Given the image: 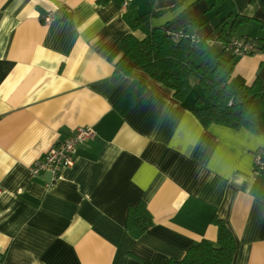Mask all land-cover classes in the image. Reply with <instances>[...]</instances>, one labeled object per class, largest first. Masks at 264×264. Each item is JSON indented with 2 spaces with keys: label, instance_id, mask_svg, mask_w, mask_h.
<instances>
[{
  "label": "crops",
  "instance_id": "obj_1",
  "mask_svg": "<svg viewBox=\"0 0 264 264\" xmlns=\"http://www.w3.org/2000/svg\"><path fill=\"white\" fill-rule=\"evenodd\" d=\"M0 0V264H168L202 239L215 241V215L237 240L234 264H264V91L255 127H205L193 113L202 89L180 101L143 70L116 73L109 59L133 28L152 19L172 35L217 36L221 20H254L234 35L263 48L236 55L229 90L264 83V0ZM54 11L52 23L42 15ZM208 50L219 53L218 43ZM199 88V87H198ZM95 136L52 182L31 166L77 127ZM144 201L154 224L126 229L131 205Z\"/></svg>",
  "mask_w": 264,
  "mask_h": 264
},
{
  "label": "trees",
  "instance_id": "obj_2",
  "mask_svg": "<svg viewBox=\"0 0 264 264\" xmlns=\"http://www.w3.org/2000/svg\"><path fill=\"white\" fill-rule=\"evenodd\" d=\"M107 4L110 0H96ZM224 0H213V7ZM165 9L149 11L137 16L133 28L144 32L140 39L134 33H128L109 56L115 62V72L129 74L134 70H143L153 79L162 82L174 91V96L184 101L193 90L192 79H196L203 95L195 100L193 113L200 122L208 127L212 123H221L233 128L253 129L250 121L253 104L264 91V83L256 79L251 85H241L243 94L229 90V79L236 55L222 49L219 53L208 50L207 40L227 42L237 32L240 25L254 19L241 14H231L221 20L217 36L209 35L194 43L195 37L191 25H187L176 37L162 27L152 26V19ZM258 40V39H256ZM263 48L261 44L260 50ZM200 60L197 61V58ZM213 224L218 229L215 241L202 239L194 243L182 259H171L168 264H234L237 252L236 237L227 222L215 215ZM154 224L153 215L144 201L131 205L126 218V229L139 234L147 232Z\"/></svg>",
  "mask_w": 264,
  "mask_h": 264
},
{
  "label": "built area",
  "instance_id": "obj_3",
  "mask_svg": "<svg viewBox=\"0 0 264 264\" xmlns=\"http://www.w3.org/2000/svg\"><path fill=\"white\" fill-rule=\"evenodd\" d=\"M133 0H124L123 7L128 8ZM45 23L50 24L55 19L54 11H48L42 15ZM182 32L175 35L178 37ZM202 38L194 37L193 42L199 43ZM218 43L227 52L234 55H252L260 50L261 43L249 36L234 35L227 42H221L214 39H208L207 45ZM96 132L92 126H80L69 136L54 144L41 158L34 161L31 166L33 177H38L44 172L51 173L52 183L62 177L65 168L72 166L78 155L79 147L92 139ZM255 165L258 170H264V157L260 154L255 157ZM3 194L0 188V197Z\"/></svg>",
  "mask_w": 264,
  "mask_h": 264
},
{
  "label": "rangeland",
  "instance_id": "obj_4",
  "mask_svg": "<svg viewBox=\"0 0 264 264\" xmlns=\"http://www.w3.org/2000/svg\"><path fill=\"white\" fill-rule=\"evenodd\" d=\"M199 60H200V57L197 58V61H199ZM198 89H200V90L202 89L200 85H197L196 90H198Z\"/></svg>",
  "mask_w": 264,
  "mask_h": 264
}]
</instances>
